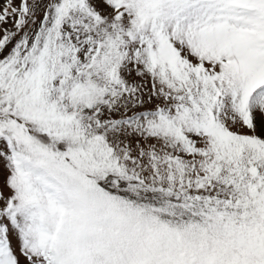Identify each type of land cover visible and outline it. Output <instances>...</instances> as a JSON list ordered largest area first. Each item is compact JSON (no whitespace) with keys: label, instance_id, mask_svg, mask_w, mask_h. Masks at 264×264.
Masks as SVG:
<instances>
[{"label":"snow or ice","instance_id":"1","mask_svg":"<svg viewBox=\"0 0 264 264\" xmlns=\"http://www.w3.org/2000/svg\"><path fill=\"white\" fill-rule=\"evenodd\" d=\"M0 264H264V0H0Z\"/></svg>","mask_w":264,"mask_h":264}]
</instances>
